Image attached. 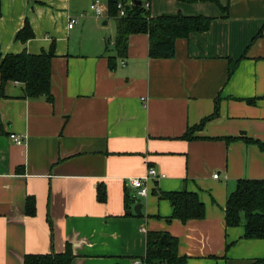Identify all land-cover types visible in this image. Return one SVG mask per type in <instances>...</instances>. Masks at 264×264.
<instances>
[{
    "label": "crops",
    "instance_id": "0c3cea01",
    "mask_svg": "<svg viewBox=\"0 0 264 264\" xmlns=\"http://www.w3.org/2000/svg\"><path fill=\"white\" fill-rule=\"evenodd\" d=\"M94 1L1 0L2 54L55 42L56 56L53 100L26 98L17 81L0 96V264L69 246L72 264H136L150 231L176 237L187 264H263L264 239L244 237V215L228 227L225 207L239 179H264V151L228 139L264 141V0H146L153 16L204 15L210 27L177 39L167 59L149 57L148 34H132L114 70L117 28L107 49L99 17L87 11ZM73 16L79 22L69 28ZM26 22L35 36L23 42L16 34ZM150 166L165 176L135 198L130 179ZM184 189L199 193L205 217L167 221L172 203L154 191ZM137 200L142 215L128 214Z\"/></svg>",
    "mask_w": 264,
    "mask_h": 264
},
{
    "label": "trees",
    "instance_id": "16d2710c",
    "mask_svg": "<svg viewBox=\"0 0 264 264\" xmlns=\"http://www.w3.org/2000/svg\"><path fill=\"white\" fill-rule=\"evenodd\" d=\"M139 1L141 3H138ZM178 1L195 3L207 0ZM210 1L219 3L218 0ZM120 2L125 6L126 15L124 16L119 15L118 4ZM145 2L146 0H107L109 16L116 18L117 21L115 39L117 54L108 56L111 70L116 68L117 58L124 59L127 56L129 38L132 34H148L149 57L167 59L175 57L177 39L188 38L191 33L204 32L210 27L212 17L204 15L193 16L185 15L182 12H174L153 16L150 8L145 6ZM221 7L227 9L226 6ZM34 36L32 26L29 22H26L24 27L17 32L16 39L26 42ZM55 56V42L51 44L49 49H44L40 53H30L24 50L20 53H8L6 55L2 54L0 44V96L4 95L5 85L9 81H17L23 84L26 98L34 99L45 96L48 100H53L51 92L52 60ZM201 125L199 124L197 127ZM192 132L193 128L188 129L184 137L194 138ZM228 139H242L248 143L257 144L264 151V141L262 140L242 136L229 137ZM154 192L160 198L168 199L172 203L173 211L166 218L167 221L179 219L186 223L191 219H202L205 217V204L200 199L198 192L185 189L179 191L155 190ZM97 198L101 202L107 199L106 189L102 184L97 188ZM133 201L127 195L126 205L128 209ZM35 210L34 200L28 198V213L33 215ZM243 215L245 219L244 237L264 239V179H239L235 190L229 194L225 207L226 225L230 227L243 224ZM164 234H166L169 241L167 245L161 243V238ZM178 242V239L168 232L150 231L147 238V251L142 258L143 264H187V256L179 253ZM73 259L74 254L69 246L62 253L27 254L24 258V264H72ZM257 262L264 264V259Z\"/></svg>",
    "mask_w": 264,
    "mask_h": 264
},
{
    "label": "built area",
    "instance_id": "2783aa9c",
    "mask_svg": "<svg viewBox=\"0 0 264 264\" xmlns=\"http://www.w3.org/2000/svg\"><path fill=\"white\" fill-rule=\"evenodd\" d=\"M145 6L147 8H149L150 2L146 1ZM106 9H107V7H105L104 4H102V2L100 0H95L90 5V10L94 14H96L97 16H102L105 13ZM118 9H119V15L120 16L126 15L125 6L122 2H120L118 4ZM78 22H79L78 16L70 17L69 22H68V27L73 28ZM11 138H12L13 142H15L17 144L23 143V136H21V135L12 134ZM164 176H165L164 174H159L154 167L150 166V167H148L147 172L144 176L131 178L130 179L131 185L136 190L135 198L148 196L149 192H150L149 183L160 178V177H164ZM135 263L136 264H143V262L141 260H137Z\"/></svg>",
    "mask_w": 264,
    "mask_h": 264
},
{
    "label": "rangeland",
    "instance_id": "374dc122",
    "mask_svg": "<svg viewBox=\"0 0 264 264\" xmlns=\"http://www.w3.org/2000/svg\"><path fill=\"white\" fill-rule=\"evenodd\" d=\"M106 4L107 7V0H104V6ZM108 10V8H107ZM88 13L91 12L90 9H87ZM99 17V24L102 26V28L105 31V34L108 37V43L109 47H113L112 44L114 42V36H112L111 34L116 33V19L114 17H110L108 15V12L106 11L102 16H98ZM107 21V24H104V22ZM83 21H81V23L79 24V26H81Z\"/></svg>",
    "mask_w": 264,
    "mask_h": 264
},
{
    "label": "water",
    "instance_id": "95a60500",
    "mask_svg": "<svg viewBox=\"0 0 264 264\" xmlns=\"http://www.w3.org/2000/svg\"><path fill=\"white\" fill-rule=\"evenodd\" d=\"M138 3H141V1H139ZM142 207H143V204L141 202H138L137 200V203L135 204L134 209L128 210V214H132V212L135 211V213L142 215ZM161 243L164 245L169 244L166 234L162 236Z\"/></svg>",
    "mask_w": 264,
    "mask_h": 264
}]
</instances>
